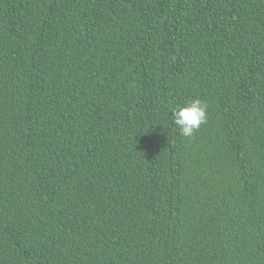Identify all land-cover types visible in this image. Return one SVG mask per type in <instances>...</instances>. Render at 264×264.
I'll return each instance as SVG.
<instances>
[{
    "label": "trees",
    "instance_id": "16d2710c",
    "mask_svg": "<svg viewBox=\"0 0 264 264\" xmlns=\"http://www.w3.org/2000/svg\"><path fill=\"white\" fill-rule=\"evenodd\" d=\"M0 264H264V0H0Z\"/></svg>",
    "mask_w": 264,
    "mask_h": 264
},
{
    "label": "clouds",
    "instance_id": "9594fccd",
    "mask_svg": "<svg viewBox=\"0 0 264 264\" xmlns=\"http://www.w3.org/2000/svg\"><path fill=\"white\" fill-rule=\"evenodd\" d=\"M207 104L199 98L191 99L174 110L172 118L179 132L184 137H191L201 124L207 120Z\"/></svg>",
    "mask_w": 264,
    "mask_h": 264
}]
</instances>
